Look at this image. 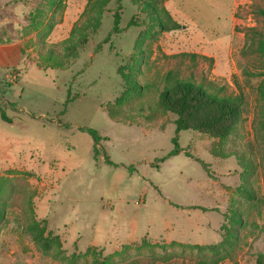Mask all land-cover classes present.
<instances>
[{
	"label": "rangeland",
	"instance_id": "rangeland-1",
	"mask_svg": "<svg viewBox=\"0 0 264 264\" xmlns=\"http://www.w3.org/2000/svg\"><path fill=\"white\" fill-rule=\"evenodd\" d=\"M89 1L0 0V105L11 120L0 116V264H213L229 235L231 257L214 264H255L264 0H160L181 26L163 32L130 0L118 30L116 0L89 20ZM170 77L242 95L236 132L177 134L159 104ZM176 136L192 157H166Z\"/></svg>",
	"mask_w": 264,
	"mask_h": 264
},
{
	"label": "trees",
	"instance_id": "trees-1",
	"mask_svg": "<svg viewBox=\"0 0 264 264\" xmlns=\"http://www.w3.org/2000/svg\"><path fill=\"white\" fill-rule=\"evenodd\" d=\"M123 1L124 0H116L118 8L113 14L114 30H118L121 22L120 11ZM130 1L134 5L141 6V9L149 16L153 27H156L159 31H174L181 27L180 24L176 23L172 19L168 10L163 5L161 6L160 0ZM109 2H111V0H90L87 4L84 16L89 20H96L97 15L105 10ZM260 13L264 16V9L260 10ZM256 50L261 56H264V36L259 37ZM258 94L259 99L264 102V84L259 87ZM159 102L164 110L172 112L176 115L174 125L177 134L183 130H195L222 140L229 138L236 132L238 125L242 121L244 110V98L242 95H221L217 92H212L206 86L196 84L191 80L171 77L166 79V85L160 93ZM260 110L261 113H264V103ZM0 116L5 122H11L1 105ZM260 123L264 126V117L260 118ZM83 130L92 134L95 142L97 144L99 143L101 136L96 130L92 128H84ZM173 143L174 148L167 154L166 157L177 155L183 151L186 155L192 157L189 152L180 146L178 136L173 138ZM97 155L98 149L96 147L95 156ZM105 160L109 164H114L107 157ZM197 160L202 163L204 168L208 167L207 164L200 159ZM245 194L251 201H253L256 197L249 190H247ZM231 218L236 220L239 224H241L243 220L241 213L237 210L233 212ZM29 230L44 250L50 249L52 240L49 236L45 235V227H39L37 223H34L29 226ZM236 244L237 241L233 235H229L225 238L219 246L222 249L221 252H224L225 254L215 260L213 264L223 258L231 257V250L236 247ZM195 246L200 249L203 248L201 245ZM219 252L220 251H217V253ZM201 264L205 263L202 262ZM255 264H264L263 254H258Z\"/></svg>",
	"mask_w": 264,
	"mask_h": 264
}]
</instances>
